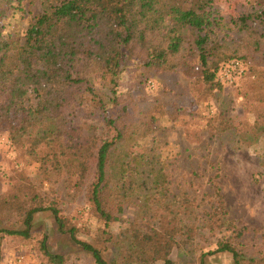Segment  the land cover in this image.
I'll list each match as a JSON object with an SVG mask.
<instances>
[{
	"label": "trees",
	"instance_id": "obj_1",
	"mask_svg": "<svg viewBox=\"0 0 264 264\" xmlns=\"http://www.w3.org/2000/svg\"><path fill=\"white\" fill-rule=\"evenodd\" d=\"M48 1L0 0V132L25 150L43 174L65 175L72 188L85 191L95 223L109 229L124 221V205L116 193L120 186L113 185L109 170L113 149L128 137L135 142L148 138L164 119L176 121L186 112L181 105L186 90L177 79L180 71L191 78L192 99L194 88L210 94L225 86L238 88L244 115L252 116L253 122L240 129L237 138L241 133L248 145L263 140L264 8L226 16L212 7L213 0ZM39 2L40 13L27 12L26 6ZM19 21L28 23L21 36L11 30ZM232 26L238 29L236 40L230 37ZM127 55L148 77L145 90L156 95L161 89L151 109L135 108L131 97L116 88L106 102L91 85L89 75L97 71L116 86ZM233 60L241 61L244 72L233 85H226L219 74ZM150 76L168 84L161 88ZM91 117L90 121L99 118L101 134L90 130ZM211 121L210 129L217 135L236 131L234 118L220 111ZM35 188L20 168L11 177L10 192L0 195V238L31 239L35 216L51 211L59 230L90 253L94 264H175L173 251L188 241V229L177 215L163 213L153 224L129 222L117 238L101 230L118 248L116 262L110 263L100 248L80 240L76 227ZM214 193L206 221L211 231L226 225L217 185ZM41 249L49 263L65 264L63 255L49 250L46 237ZM218 253L231 254L234 264L262 263L244 256L229 240H218L215 250L203 254L201 264L205 255Z\"/></svg>",
	"mask_w": 264,
	"mask_h": 264
},
{
	"label": "rangeland",
	"instance_id": "obj_2",
	"mask_svg": "<svg viewBox=\"0 0 264 264\" xmlns=\"http://www.w3.org/2000/svg\"><path fill=\"white\" fill-rule=\"evenodd\" d=\"M212 3L213 8H219L226 16L264 8V0H213ZM26 8L33 14L40 13L43 6L39 2ZM27 25L26 21H19L11 30L21 36ZM230 28L231 40H236L238 29ZM139 69L138 62L127 55L115 78L116 86L104 80L97 71L90 74L89 79L98 98L106 102L116 88L117 93L131 97L135 108L151 109L161 89L156 95L148 93L144 87L148 77ZM150 78L158 80L161 88L168 84L163 78ZM177 79L186 90V94L181 95V105L186 112L176 121H171L170 117L164 119L145 141L126 138L111 154L112 182L120 186L116 193L124 205L122 223L109 229L95 223L85 191L72 188L65 175L43 174L39 164L34 163L25 150L13 145L5 132H0V195L10 192L11 177L22 169L35 184V190L45 195L46 204L57 206L68 224L76 227L77 237L100 248L110 263L116 262L118 248L107 241L108 236L101 230L110 231L117 238L129 222L153 224L164 213L177 215L181 225L188 229L187 243L172 253L175 264H201L203 254L215 250L218 240H229L244 256L254 257L264 264V138L252 145L242 141L241 133L238 134L240 139L237 138L236 133L253 122L252 116L244 115L238 88L225 86L214 94L205 92L202 87L194 88L195 99H192L188 95L191 78L180 71ZM110 106L111 103L108 108ZM219 111L226 118H234L236 131L217 135L210 129L211 120H215ZM92 118L88 119L93 126L90 130L101 134L103 126L99 118L90 121ZM215 185L224 198L226 225L211 231L206 221L215 202ZM19 227L23 228L21 223ZM32 231L31 239L0 238L2 264H19L20 257L26 264H51L41 249L44 237L52 253L65 257V264H94L90 253L74 243L68 233L59 230L51 211L35 216ZM203 260L205 264H234L229 253L205 255Z\"/></svg>",
	"mask_w": 264,
	"mask_h": 264
},
{
	"label": "built area",
	"instance_id": "obj_3",
	"mask_svg": "<svg viewBox=\"0 0 264 264\" xmlns=\"http://www.w3.org/2000/svg\"><path fill=\"white\" fill-rule=\"evenodd\" d=\"M244 72V67L241 61L233 60L225 65L219 74V79L226 85H233L237 78ZM151 89H155V83L150 81ZM19 264H26L22 257L18 258ZM9 264H16V262H10Z\"/></svg>",
	"mask_w": 264,
	"mask_h": 264
}]
</instances>
